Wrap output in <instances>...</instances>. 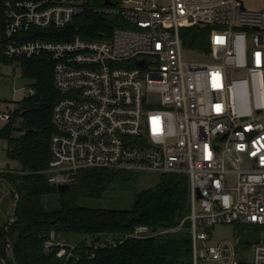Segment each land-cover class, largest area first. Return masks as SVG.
I'll return each instance as SVG.
<instances>
[{"label": "built area", "instance_id": "2783aa9c", "mask_svg": "<svg viewBox=\"0 0 264 264\" xmlns=\"http://www.w3.org/2000/svg\"><path fill=\"white\" fill-rule=\"evenodd\" d=\"M87 8L119 19L106 25L110 37L70 38ZM0 11V60L50 55L64 96L52 112L48 182L91 169L186 175L193 264H241L236 242L209 245L210 229L264 226V0L258 10L245 0H0ZM188 29L208 31V49H195ZM184 48L214 61L185 62ZM167 232L137 225L121 238ZM109 236L95 248L116 245ZM44 248L74 254L54 232ZM251 264H264L263 242Z\"/></svg>", "mask_w": 264, "mask_h": 264}, {"label": "trees", "instance_id": "16d2710c", "mask_svg": "<svg viewBox=\"0 0 264 264\" xmlns=\"http://www.w3.org/2000/svg\"><path fill=\"white\" fill-rule=\"evenodd\" d=\"M108 19L87 8L75 19L74 25H79L80 30L69 31L70 38L110 37ZM186 32L195 49H208V31L188 29ZM62 39L65 38H58ZM3 61L17 62L22 77L31 82L29 87L35 89L36 95L26 97L21 102V113L0 130V138L8 143V156L22 166L18 173L0 174L12 186L13 198L15 193L19 195L14 222L7 228L6 224L2 225L0 230V264H193L188 177L161 175L156 186L136 194L131 209L80 205L82 198L102 200L115 188L134 186L137 174L91 169L77 173L65 192L50 184L46 170L51 155L50 141L56 131L52 112L64 97L54 85V61L48 54ZM17 117H22L24 122L20 125L22 135L15 137ZM137 225L148 226L153 232H169L138 240L121 238ZM52 232L59 240L77 235L78 241L63 242L68 251L74 247V254L58 257L47 252L44 244ZM105 235L118 236L116 245L95 248Z\"/></svg>", "mask_w": 264, "mask_h": 264}, {"label": "rangeland", "instance_id": "374dc122", "mask_svg": "<svg viewBox=\"0 0 264 264\" xmlns=\"http://www.w3.org/2000/svg\"><path fill=\"white\" fill-rule=\"evenodd\" d=\"M245 4L251 9H261L263 0H245ZM98 5V4H96ZM103 7V6H102ZM109 17L108 24L117 25L119 19L113 15ZM112 17V18H111ZM183 59L185 62L193 63H211L214 61L210 54H200L193 50L184 48ZM31 82L22 77V70L17 62L9 63L0 61V116L9 114L10 120L3 121L0 118V130L6 128L8 123L14 118L17 113H21L22 101L28 96V90ZM21 103V104H20ZM14 136L22 135L21 123L24 122L22 117L15 119ZM19 130V131H18ZM7 140L0 138V174L18 173L21 169V164L12 160L7 153ZM161 174L158 172H144L137 174V182L129 188H115L107 192L102 200L91 198H82L79 200L80 205L85 207L100 208V209H116L127 210L131 209L137 193L150 189L157 185ZM229 180L234 183L235 177L230 176ZM12 186L0 175V224L5 225L6 219L10 216L13 210L14 201L12 195ZM211 238L209 245H218L224 241H234L237 247V260L241 264H251V253L253 247L263 242L264 243V226H254L248 224H233V225H215L210 229ZM79 237L77 235L62 237V241L76 242ZM199 264H204L200 262ZM217 264V263H207Z\"/></svg>", "mask_w": 264, "mask_h": 264}, {"label": "water", "instance_id": "95a60500", "mask_svg": "<svg viewBox=\"0 0 264 264\" xmlns=\"http://www.w3.org/2000/svg\"><path fill=\"white\" fill-rule=\"evenodd\" d=\"M2 36V16H1V11H0V38ZM144 64V62H140L139 65L142 66ZM71 187V184H66V185H59L58 189L59 191L65 192L67 190H69ZM200 198L201 195L199 194Z\"/></svg>", "mask_w": 264, "mask_h": 264}]
</instances>
